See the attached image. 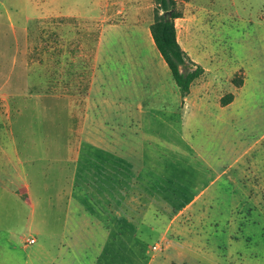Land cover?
<instances>
[{"label":"rangeland","instance_id":"rangeland-1","mask_svg":"<svg viewBox=\"0 0 264 264\" xmlns=\"http://www.w3.org/2000/svg\"><path fill=\"white\" fill-rule=\"evenodd\" d=\"M176 3L181 46L207 71L202 83L219 84L209 101L213 119H229L232 130L221 140L191 137L195 153L168 156L186 165L151 173L135 165L143 160L139 148L157 149V142L122 137L128 123L113 128L122 138L115 171L95 140L81 139L87 131L111 132L112 120L89 103L98 30L53 15L74 8L75 0H0V264H23L24 240L38 230L60 233L65 213L110 210L160 216L171 229L240 228L246 250L262 246L264 259V0ZM63 51L70 59H62ZM228 94L235 99L223 115L220 99ZM210 122L206 115L192 120L197 129ZM167 143L175 147L173 138ZM148 223L135 220L143 247L159 241L147 235ZM118 228L132 230L125 219Z\"/></svg>","mask_w":264,"mask_h":264},{"label":"crops","instance_id":"crops-1","mask_svg":"<svg viewBox=\"0 0 264 264\" xmlns=\"http://www.w3.org/2000/svg\"><path fill=\"white\" fill-rule=\"evenodd\" d=\"M55 1L49 0V3L53 5ZM75 3L74 8L58 10L53 15L95 25L98 30L92 55L94 99L89 103L101 109L102 115L109 112L106 117L112 120L111 132L97 130L88 134L87 131L81 139L86 143L95 140L97 153L110 157L111 171L118 169V140L122 138L113 128L119 123L130 124V133L122 136L127 140H156L157 149L148 148L146 143L139 148L138 155L143 160L135 165L151 173L186 165L182 158L180 163L168 162V156L186 157V150L195 153L196 148L189 146V139L195 135L202 139L208 135L225 139L226 131L232 130L231 122L225 118L213 119L214 109L209 105L212 92L219 84H203L205 75L208 76L205 70L206 74L193 84L188 97H182L151 34L152 0H75ZM81 38L79 44L83 41ZM67 45L70 40L64 38L63 47ZM70 55L63 51L62 59H70ZM98 95L101 98L96 97ZM221 99L220 112L225 115L227 106L221 105ZM200 115L211 118V122L197 129L192 120ZM168 133L174 135L171 137ZM168 138L175 140V147L173 144L168 147ZM229 146L231 148V143ZM148 215L130 213L129 216L117 210L65 213L60 233L38 230L37 238L33 237L35 244H25L24 240L22 248L27 252V260L23 264H264L258 254L262 246L246 250L243 229L199 231L183 225L171 229L166 228L164 218L152 215L148 220ZM122 219L130 224V232L120 234L118 226ZM135 220L149 222L147 235L165 244L162 251L151 250L158 243L147 247L140 244L138 230L134 229ZM49 256V260L44 259Z\"/></svg>","mask_w":264,"mask_h":264},{"label":"trees","instance_id":"trees-1","mask_svg":"<svg viewBox=\"0 0 264 264\" xmlns=\"http://www.w3.org/2000/svg\"><path fill=\"white\" fill-rule=\"evenodd\" d=\"M154 22L150 27L157 50L166 62L182 97L185 99L191 92L193 84L205 74V69L198 65L183 49L178 40L175 20L182 17L176 0H154ZM233 83L242 88L244 81ZM235 96L228 94L221 99L222 106H228Z\"/></svg>","mask_w":264,"mask_h":264},{"label":"built area","instance_id":"built-area-1","mask_svg":"<svg viewBox=\"0 0 264 264\" xmlns=\"http://www.w3.org/2000/svg\"><path fill=\"white\" fill-rule=\"evenodd\" d=\"M35 243H36V239H35V238H31V239H26V240H25V244L32 245V244H35ZM164 245H165L164 243H158V244L152 246V247H151V250H152L153 252H160V251L163 250Z\"/></svg>","mask_w":264,"mask_h":264}]
</instances>
